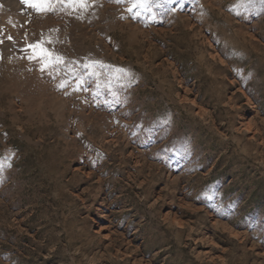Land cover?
Wrapping results in <instances>:
<instances>
[{"label":"rangeland","instance_id":"374dc122","mask_svg":"<svg viewBox=\"0 0 264 264\" xmlns=\"http://www.w3.org/2000/svg\"><path fill=\"white\" fill-rule=\"evenodd\" d=\"M132 3L0 0V264H264V0Z\"/></svg>","mask_w":264,"mask_h":264},{"label":"snow or ice","instance_id":"6c2138e0","mask_svg":"<svg viewBox=\"0 0 264 264\" xmlns=\"http://www.w3.org/2000/svg\"><path fill=\"white\" fill-rule=\"evenodd\" d=\"M20 3L22 5H27L28 7L34 9L37 12L42 13L55 11L57 4L63 5L65 3H68L73 7L78 5L83 10H86L88 7V0H20ZM137 6L147 10L148 0H133L132 7H130L128 10L131 12L132 8H135ZM8 39H11V37H8ZM2 42L3 41H0V43ZM29 48L31 49V54L28 56V59L32 60L39 58L42 61L41 71H43L44 68L48 67L50 64H58L61 63L63 60V58L60 56L54 57L48 49L41 47L39 43L36 45H29ZM79 84L80 82L78 81L77 88H79ZM59 87H64V84L62 83L61 85H59Z\"/></svg>","mask_w":264,"mask_h":264}]
</instances>
